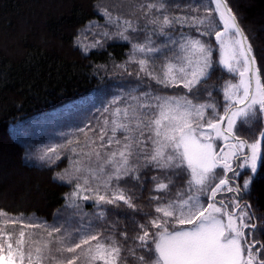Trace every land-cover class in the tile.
I'll return each mask as SVG.
<instances>
[{
	"label": "snow or ice",
	"instance_id": "snow-or-ice-1",
	"mask_svg": "<svg viewBox=\"0 0 264 264\" xmlns=\"http://www.w3.org/2000/svg\"><path fill=\"white\" fill-rule=\"evenodd\" d=\"M130 2L127 16L102 9L114 28L102 35L131 46L115 68L160 88L114 96L98 134L81 128L85 142L68 141L69 168L54 177L73 185L64 208L52 224L11 220L18 237L0 226V264H264V216L250 202L264 179V128L252 141L242 134L264 122V70L249 38L227 0L187 5L195 14H174L180 5L168 0ZM217 67L231 78L209 84ZM65 147L40 161L55 163Z\"/></svg>",
	"mask_w": 264,
	"mask_h": 264
},
{
	"label": "trees",
	"instance_id": "trees-1",
	"mask_svg": "<svg viewBox=\"0 0 264 264\" xmlns=\"http://www.w3.org/2000/svg\"><path fill=\"white\" fill-rule=\"evenodd\" d=\"M168 2L179 4L180 8H173V12L180 14L191 13L186 6L197 0ZM227 2L249 38L257 66L264 70V0ZM104 8L113 15L125 16L133 10L130 0H0V158L13 164L12 168L0 169V212L8 217L33 215L53 222L57 211L64 207L65 195L73 188L54 179L60 163H28L31 150L13 138L12 125L76 103L94 91L103 92L109 99L137 85L139 91H148L149 86L154 90L160 88L147 78L141 84L135 75L129 76L115 68L114 65L127 59L130 44L98 35L86 36L85 31L93 22L98 25L94 31L101 28ZM200 14H204L203 10ZM217 30H222V25ZM192 35L197 33L193 30ZM96 40L102 42V48L88 47ZM210 40L216 48L214 32ZM81 45L88 47L87 52ZM214 56L218 60V51ZM134 70L132 66L130 71ZM230 78L217 67L208 83L222 85ZM161 91L172 94L174 90ZM175 91L183 92V89ZM261 128L264 122L242 134L252 141ZM260 176L264 177V169ZM250 202L256 215L264 216V179L256 181ZM109 219L115 221L118 217ZM123 224L121 220L120 226Z\"/></svg>",
	"mask_w": 264,
	"mask_h": 264
},
{
	"label": "rangeland",
	"instance_id": "rangeland-1",
	"mask_svg": "<svg viewBox=\"0 0 264 264\" xmlns=\"http://www.w3.org/2000/svg\"><path fill=\"white\" fill-rule=\"evenodd\" d=\"M97 22H93L85 31L86 36H95L97 35L101 38H105L102 34L105 31L114 32V28L111 25L106 23V19L101 23V28L94 31V28L97 27ZM119 90H116V92ZM119 93V92H118ZM109 99L105 98V95L101 91H94L88 97H85L79 100L76 103H71L62 108H58L52 111L43 112L34 117L28 118L23 121L11 126L10 131L13 138L23 143L26 146L27 150H31L28 163L33 164H43V165H54L60 163L59 173H63L65 169L69 168L70 158L72 153L68 150V141L72 140L74 142H79L83 144L87 137L84 133H81L79 129L84 128L85 132L88 133V136H94L98 134V119L102 121L103 117L101 116L103 108L109 103ZM106 115V114H105ZM89 129H94L95 133L89 131ZM57 145H65V148L60 149L62 155L60 160H57L55 163H45L40 161V155L48 148L55 147ZM4 165H2V163ZM13 164L1 160L0 158V169H7L13 167ZM59 181V180H58ZM61 183H65L60 181ZM70 185L68 183H65ZM89 205V206H87ZM64 208V207H63ZM62 208V209H63ZM61 209V210H62ZM85 212H92L93 207L91 203H87L84 208ZM67 213H62L63 217ZM5 215L0 217V226L6 225V230H14L15 235L18 237L19 230L21 225L19 223L11 224V220H32L33 222L39 220L35 216L20 217L16 218L8 217ZM77 221L78 217L75 218ZM54 222V221H53ZM53 222H47L52 224ZM26 232L31 231L30 229H24ZM39 235L40 230H35Z\"/></svg>",
	"mask_w": 264,
	"mask_h": 264
}]
</instances>
